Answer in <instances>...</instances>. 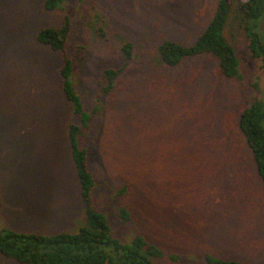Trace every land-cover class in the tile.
<instances>
[{"label":"rangeland","instance_id":"374dc122","mask_svg":"<svg viewBox=\"0 0 264 264\" xmlns=\"http://www.w3.org/2000/svg\"><path fill=\"white\" fill-rule=\"evenodd\" d=\"M63 1L50 13L45 0H0V229L75 233L87 217L69 141L76 120L60 75L64 58L37 41L69 16L71 80L86 109H98L87 132L93 198L113 237L129 243L143 235L182 264H206L207 255L264 264V183L239 127L264 92V73L237 9L225 36L239 77L229 79L213 56L168 67L158 53L165 41L193 45L218 0ZM126 42L134 59L101 94L104 71L124 63ZM124 186L128 193L116 196ZM123 205L131 222L119 216ZM0 264L19 263L0 254Z\"/></svg>","mask_w":264,"mask_h":264},{"label":"trees","instance_id":"16d2710c","mask_svg":"<svg viewBox=\"0 0 264 264\" xmlns=\"http://www.w3.org/2000/svg\"><path fill=\"white\" fill-rule=\"evenodd\" d=\"M83 1L78 0L80 3ZM63 2L45 0L44 8L52 13L62 9ZM234 8L237 9L236 18L244 28L253 57L261 64L264 73V39L261 34L264 0H218L213 19L193 45L165 41L158 47L162 62L168 67H175L186 59L210 55L218 60L220 72L224 77L238 79L239 60L234 47L225 36V29ZM71 25L70 17L67 16L60 28L41 30L37 41L53 51L60 52L64 58L60 75L63 79L64 94L73 106L76 120L69 127V141L87 217L84 225L75 233L39 235L0 229V254L19 264H182L181 255L173 254L167 257L161 248L150 243L143 235L135 236L129 243L113 237L106 215L95 205L93 191L96 179L90 169L87 132L98 109H86L76 85L71 80L75 68L73 60L66 52L72 32ZM122 51L123 65L106 69L103 73L101 94H110L115 89L116 81L134 59L133 43L126 42ZM239 127L264 183V92L242 112ZM127 193L128 187L124 186L116 196H125ZM1 207L0 195V213ZM131 215L126 205L120 207L119 216L123 221L131 222ZM206 264L242 263L207 255Z\"/></svg>","mask_w":264,"mask_h":264}]
</instances>
